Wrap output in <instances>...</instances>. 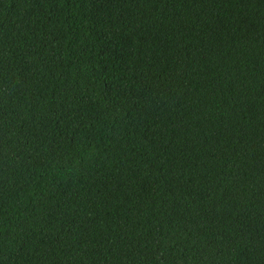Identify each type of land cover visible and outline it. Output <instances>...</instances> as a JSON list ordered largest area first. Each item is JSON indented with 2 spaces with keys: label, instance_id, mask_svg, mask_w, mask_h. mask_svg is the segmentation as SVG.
Returning a JSON list of instances; mask_svg holds the SVG:
<instances>
[{
  "label": "trees",
  "instance_id": "trees-1",
  "mask_svg": "<svg viewBox=\"0 0 264 264\" xmlns=\"http://www.w3.org/2000/svg\"><path fill=\"white\" fill-rule=\"evenodd\" d=\"M0 264H264V0H0Z\"/></svg>",
  "mask_w": 264,
  "mask_h": 264
}]
</instances>
